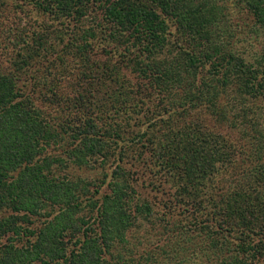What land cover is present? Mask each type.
Segmentation results:
<instances>
[{
    "label": "trees",
    "instance_id": "trees-1",
    "mask_svg": "<svg viewBox=\"0 0 264 264\" xmlns=\"http://www.w3.org/2000/svg\"><path fill=\"white\" fill-rule=\"evenodd\" d=\"M0 264H264V0H0Z\"/></svg>",
    "mask_w": 264,
    "mask_h": 264
},
{
    "label": "rangeland",
    "instance_id": "rangeland-1",
    "mask_svg": "<svg viewBox=\"0 0 264 264\" xmlns=\"http://www.w3.org/2000/svg\"><path fill=\"white\" fill-rule=\"evenodd\" d=\"M91 171H93V170H91ZM90 176H94L95 175V172L94 173H91V174H89ZM165 187H163V189H164ZM144 193H146V195H148V197H150L152 200L153 199H157V198H160V196H162V192H161V190L160 191H158V192H154V191H152V190H149V187L147 188H144ZM151 233H153V232H151ZM154 233H155V230H154ZM154 236L155 235H151L150 237H152V238H154Z\"/></svg>",
    "mask_w": 264,
    "mask_h": 264
}]
</instances>
